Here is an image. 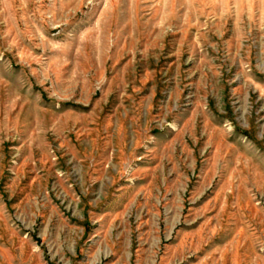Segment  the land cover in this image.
<instances>
[{
  "label": "rangeland",
  "instance_id": "374dc122",
  "mask_svg": "<svg viewBox=\"0 0 264 264\" xmlns=\"http://www.w3.org/2000/svg\"><path fill=\"white\" fill-rule=\"evenodd\" d=\"M0 264H264V0H0Z\"/></svg>",
  "mask_w": 264,
  "mask_h": 264
}]
</instances>
